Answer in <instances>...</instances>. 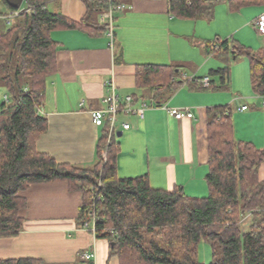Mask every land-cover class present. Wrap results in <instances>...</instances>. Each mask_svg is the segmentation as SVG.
Returning <instances> with one entry per match:
<instances>
[{"label": "trees", "instance_id": "16d2710c", "mask_svg": "<svg viewBox=\"0 0 264 264\" xmlns=\"http://www.w3.org/2000/svg\"><path fill=\"white\" fill-rule=\"evenodd\" d=\"M50 1L28 0V11L0 30V86L7 92L0 106V238L16 237L23 230L21 212L28 202L22 193L33 185L66 183L70 191L82 193L79 227L91 224L95 217L94 236L109 241L110 254L120 264H204L198 257L204 241L212 248L210 264H264V181L259 177L264 150L235 139L228 106L207 111L208 195L202 198L190 197L182 187L172 191L153 188L148 175L121 178L120 144L116 136L109 140L107 125L93 167L61 164L38 152L37 142L49 129L41 108L48 81L57 72L58 44L52 33L81 30L93 37L107 35L109 25L100 18L119 6L117 0H82L87 11L76 22L50 12L46 7ZM168 1L170 12L179 18L209 21L222 2L232 12L264 5V0ZM0 6L13 11L6 0H0ZM7 11L0 10V16ZM211 47L215 54L232 52L236 60L247 58L253 91L264 98V49L254 52L240 45L230 49L228 40H216ZM229 72L230 68L211 71L208 77H219L218 88H222ZM180 73V67L137 65V91L144 97L152 95L151 101L170 98L184 84ZM212 86L217 88L214 81L209 89ZM130 97L133 105L139 99L137 94ZM143 103L153 106L149 101ZM0 264L44 262L19 258L0 259Z\"/></svg>", "mask_w": 264, "mask_h": 264}, {"label": "crops", "instance_id": "0c3cea01", "mask_svg": "<svg viewBox=\"0 0 264 264\" xmlns=\"http://www.w3.org/2000/svg\"><path fill=\"white\" fill-rule=\"evenodd\" d=\"M117 1L122 8L113 13L112 46L107 35L93 37L81 30L52 33L58 44L57 72L48 81L41 108L49 129L38 140L37 150L61 164L93 167L106 125H93L91 111L103 107L102 100L113 84L124 106L126 98L135 94L139 97L133 105L135 109L145 101L153 103L144 119L134 114L119 118L117 134L122 136L116 134L120 144L118 175H148L153 188L172 191L182 187L190 197H206L209 108L230 107L235 139L264 150V106L253 91L249 60H236L232 52L215 54L211 47L216 40H228L230 49L236 45L254 52L264 49V35L254 27L264 13V5L232 12L224 2L228 7H222L219 15L218 4L214 19L209 21L173 15L168 0ZM46 7L76 22L87 11L82 0H51ZM0 10L7 11L3 6ZM4 28L0 19V30ZM141 64L180 67L179 80L184 84L172 97L151 101L152 95L144 97L136 88V66ZM224 68H230L227 85L218 88L219 77H210L217 88L201 87L197 79ZM164 106L189 108L194 118H171ZM243 107L247 110L242 111ZM124 124L130 128L124 130ZM259 177L264 181V165ZM21 195L28 202L21 212L23 230L16 237L0 238L1 260L36 258L44 264H120L118 257L110 254L108 240L97 239L79 227L81 192L70 191L66 183H54L33 185ZM249 223L248 219L245 228ZM88 254H94V258H86Z\"/></svg>", "mask_w": 264, "mask_h": 264}, {"label": "built area", "instance_id": "2783aa9c", "mask_svg": "<svg viewBox=\"0 0 264 264\" xmlns=\"http://www.w3.org/2000/svg\"><path fill=\"white\" fill-rule=\"evenodd\" d=\"M108 2H112L113 0H107ZM28 2V1H27ZM27 2H24V4L21 6L19 10H13V11H7L5 15H1L0 19L5 22L6 25H11L13 20L18 17L21 13L27 10ZM24 6V7H23ZM122 8V6H116L111 8L108 12L104 13L101 16V23L105 24L107 23L109 25V30L107 33V37L110 40V45H113L114 39H115V25L113 21V13L117 9ZM255 30L260 34L264 35V13H262L257 20L254 22ZM200 81L201 86L204 89H209L211 85V79L210 77H203ZM5 100H7V97H5ZM103 107L98 110L91 111V118L92 123L96 127H102L104 125L108 126V138L109 140L111 137L116 136L117 134V124L119 122V117L123 114H136L140 119H144L145 112L153 107L150 106L147 103H143L142 106L138 109H135L133 107V100L131 97L126 98L125 105L127 104V107L123 105V102L120 100L119 95L117 94L116 87L111 84L108 88V92L105 95V97L102 100ZM261 104L264 106V98L261 100ZM164 109L168 111V114L171 118L178 119V120H191L194 118V114L189 108H168L167 106H164ZM242 111L247 110V107H243L241 109ZM124 130H128L130 128V125L124 124L123 125ZM95 217H93L92 223H86L82 229L84 230H90L93 234H95ZM86 258L92 260L94 258V254H88L86 255Z\"/></svg>", "mask_w": 264, "mask_h": 264}, {"label": "rangeland", "instance_id": "374dc122", "mask_svg": "<svg viewBox=\"0 0 264 264\" xmlns=\"http://www.w3.org/2000/svg\"><path fill=\"white\" fill-rule=\"evenodd\" d=\"M224 2L219 4V7H221V10L218 11L219 15L221 14L222 11V7H228L227 4H223ZM24 7V6H23ZM251 9H255V8H251ZM218 15V16H219ZM218 20L220 21L221 18L217 17ZM189 71V70H186ZM1 74V72H0ZM7 94L6 90L4 88L0 89V103L4 102L3 98L4 96ZM198 257L201 263L204 264H210L212 262L213 256H212V248L210 246V244H208L207 242H202L198 248Z\"/></svg>", "mask_w": 264, "mask_h": 264}, {"label": "water", "instance_id": "95a60500", "mask_svg": "<svg viewBox=\"0 0 264 264\" xmlns=\"http://www.w3.org/2000/svg\"><path fill=\"white\" fill-rule=\"evenodd\" d=\"M28 0H6L8 6L12 10H19L21 6L24 4V2H27ZM118 137L122 136V133L117 134Z\"/></svg>", "mask_w": 264, "mask_h": 264}]
</instances>
